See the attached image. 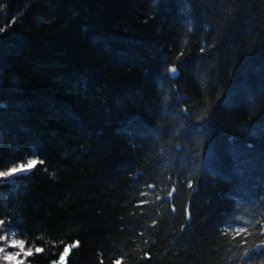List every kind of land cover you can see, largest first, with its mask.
<instances>
[{
  "label": "trees",
  "instance_id": "trees-1",
  "mask_svg": "<svg viewBox=\"0 0 264 264\" xmlns=\"http://www.w3.org/2000/svg\"><path fill=\"white\" fill-rule=\"evenodd\" d=\"M262 25L264 0H0V116L20 140L0 157L33 146L48 169L0 188V218L43 249L26 264H52L77 240L67 264H244L216 224L260 219L237 201L264 187ZM129 54L154 59L117 62ZM206 108L218 176L194 163L197 142L140 134Z\"/></svg>",
  "mask_w": 264,
  "mask_h": 264
},
{
  "label": "snow or ice",
  "instance_id": "snow-or-ice-1",
  "mask_svg": "<svg viewBox=\"0 0 264 264\" xmlns=\"http://www.w3.org/2000/svg\"><path fill=\"white\" fill-rule=\"evenodd\" d=\"M160 0H154V3H159ZM239 0H232V3L235 4ZM16 17L11 18V23H15ZM10 26V25H8ZM0 27V33L7 31V27ZM264 26V25H262ZM215 47V45H212ZM200 51L203 53L205 51L204 47L200 48ZM184 53L181 52L180 56H183ZM149 59L154 58H145L140 57L137 59L134 54H129L117 58V62L121 65L124 64H137L143 65L148 63ZM179 59V57H177ZM178 69L173 64L166 69V74L170 76H175ZM0 99H3L0 96ZM167 99V98H165ZM121 102H123L121 100ZM139 104H143L142 100L137 101ZM89 103H95V100H90ZM135 106V105H134ZM5 107L3 104H0V108ZM174 109L164 108L161 105H157V112H166ZM183 113L185 114V119H187L188 109L184 108ZM214 112H210L207 108L204 110V115L196 117L198 121L194 124H184L180 129H177L174 125H165L157 124L153 128L140 130L142 135H171L174 138L179 137L182 140L188 142L195 141L197 142V148L194 151V163L197 167L203 168V176L208 175H219L220 163L215 157L213 152V146L211 141V129L210 122ZM129 131V130H125ZM246 131H252L251 128L246 129ZM261 132L264 133V126L261 127ZM136 132L129 131V135L135 138ZM10 141V147L12 144H19V138L13 133V131L6 127L2 116H0V151L5 150L3 146L4 140ZM177 149L180 148V145L175 146ZM248 148H252V144L247 145ZM18 151V150H17ZM203 153V155H201ZM15 153H10L7 160L0 157V188L11 187L13 185L19 184L24 178L29 177L35 174V171L38 170V166L43 168V171H48L47 167H44L46 164V157L42 150L39 148L29 146L26 149L25 155L21 157L18 161L11 158ZM243 174V173H241ZM151 188L154 185H147ZM187 187L193 188V181H187ZM176 191L175 186H173L172 191L168 193L169 199L172 198L173 193ZM144 195V193H142ZM143 203V202H142ZM246 204L254 208L258 213L260 219L256 221V224L250 225L249 222H234L228 219H223L216 224V227L221 235L230 236L231 241H237L236 247L243 249V254L241 259L244 261V264H252L253 261L256 264H264V187L260 191L254 192L252 195L248 196L242 201H237V206L239 204ZM190 207V206H189ZM189 207H185L183 212L185 218L188 222V227H191V213ZM172 212H176V207L173 205ZM255 215V212L253 213ZM238 219V218H237ZM257 225L259 226L257 228ZM251 229V231H250ZM25 231L21 222L13 220H7L0 218V260L4 264H24V259L21 257H29L35 253L42 252V248L33 249L27 247V242L23 239H16L17 233L21 234ZM183 231V227L181 229ZM252 231H256L258 236L261 237L258 243H253L252 245L248 244L247 237L252 234ZM143 235V233H141ZM231 241H229L231 243ZM79 241H75L72 244H69L64 247V251L60 253L58 260H53L52 264H65V257L68 255L69 250L73 247L79 246ZM15 250V251H12ZM123 257H119L113 261V264H121ZM103 264V261H101Z\"/></svg>",
  "mask_w": 264,
  "mask_h": 264
},
{
  "label": "rangeland",
  "instance_id": "rangeland-1",
  "mask_svg": "<svg viewBox=\"0 0 264 264\" xmlns=\"http://www.w3.org/2000/svg\"><path fill=\"white\" fill-rule=\"evenodd\" d=\"M12 251H15V250H12ZM21 259H24L25 260V257H21ZM0 264H4V262L2 260H0ZM24 264H26L25 261H24ZM65 264H67L66 257H65Z\"/></svg>",
  "mask_w": 264,
  "mask_h": 264
}]
</instances>
